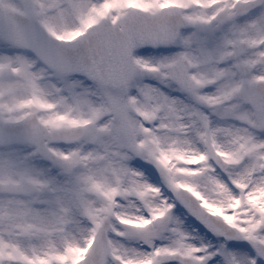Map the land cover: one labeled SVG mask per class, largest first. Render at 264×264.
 Returning a JSON list of instances; mask_svg holds the SVG:
<instances>
[{
	"label": "snow or ice",
	"instance_id": "6c2138e0",
	"mask_svg": "<svg viewBox=\"0 0 264 264\" xmlns=\"http://www.w3.org/2000/svg\"><path fill=\"white\" fill-rule=\"evenodd\" d=\"M0 264H264V0H0Z\"/></svg>",
	"mask_w": 264,
	"mask_h": 264
}]
</instances>
